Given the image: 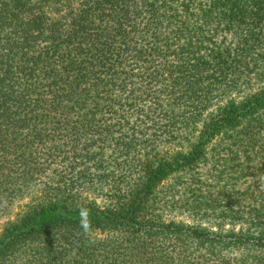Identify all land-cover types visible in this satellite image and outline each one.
Listing matches in <instances>:
<instances>
[{
  "label": "trees",
  "instance_id": "16d2710c",
  "mask_svg": "<svg viewBox=\"0 0 264 264\" xmlns=\"http://www.w3.org/2000/svg\"><path fill=\"white\" fill-rule=\"evenodd\" d=\"M162 119L186 149L155 140ZM263 127L264 0H0V221L45 190L0 228V264H264V180L235 183Z\"/></svg>",
  "mask_w": 264,
  "mask_h": 264
},
{
  "label": "rangeland",
  "instance_id": "374dc122",
  "mask_svg": "<svg viewBox=\"0 0 264 264\" xmlns=\"http://www.w3.org/2000/svg\"><path fill=\"white\" fill-rule=\"evenodd\" d=\"M222 92H223V90H222L221 86L218 87L217 89H215L216 97H213V98L210 97L209 100L207 101L211 105H209V103H208L207 107L205 108L206 110L204 111L203 117L207 116L210 112L217 109L218 106H222L223 104H225L226 100H228L229 97L230 98L235 97V93H233L229 96H223ZM202 103H205V101H203ZM165 109H167V108H165ZM174 111L176 114H178V113L182 114L179 110H178L179 111L178 112L176 108L174 109ZM260 118L263 120L262 113H261ZM174 126H175V128H181V130H183L184 132H190V129H187V128L183 129L185 127L183 124L175 123ZM168 131H169L168 119H162L159 122L158 127L155 128V140L161 143V145L165 148L166 152L171 153L175 150H184L187 148V146H188L187 142L185 140H181V139L171 141V142H169L168 145L164 146L165 139L169 137ZM177 131H178V129L175 130V132H174L175 136L178 135ZM245 136H247V135L242 134V137L244 138L243 142L247 145H255V149H257V154L252 155V161L258 160L259 163L256 165V167L258 169L253 171L251 176L244 177V176H241L238 174L236 175V177H238V179L235 181L236 190H238L239 192L245 191L244 188L246 187L248 181L251 183L253 181L264 180V147L256 145L255 141H252L250 138L248 140H246ZM258 137H261L262 139H264V127L260 130ZM226 143H230V142H226ZM238 143L239 142H235L234 147L236 145H238ZM211 145H215L214 140L212 141ZM234 150L236 151L237 156H235L231 152L230 153L237 158V161H235V164L237 162V164L239 166L238 167V170H239L240 168L244 167L245 162H247V160H246L247 155H244V156L242 155L243 147L234 148L233 152H234ZM223 153L225 154V151ZM90 179H92L91 175L85 177L84 181H82V183H81V186L83 188L82 199L86 200L89 203L95 204L99 207L107 206V204L110 202V199L104 194V192L102 190L95 188L94 185H91L92 181ZM188 180L189 179H185V183L183 186L184 188H182V186H180V184L177 186L176 192H174V195H173L174 200L176 198H178V200H180V199L182 200V197L185 194L184 189H185V186L188 184ZM225 181L226 180H224L223 182H225ZM177 182H179V179H175L173 177H170V178L164 180V182L162 183V185L158 189V193H159L158 198L161 197L166 202H169L171 200L170 203H172V205H173V201L170 197V191L169 190L166 191V187L168 185L171 186V185H173V183H177ZM232 182H233L232 180H230L228 182V185L230 188H231ZM202 186H205V184H203ZM218 188L219 187H215L214 191H211V197L212 198H215L217 196ZM32 190L33 191L31 193L25 194L22 198H18V199L13 201L7 216L2 218L0 221V228L2 227L3 224H6V222L8 220H12L17 214H20L21 210L23 209V206L27 204L29 199H31L33 197L45 196V190H44L43 184H40L38 187L32 188ZM162 193H164V194H162ZM187 197H188L187 203L192 202V200H191L192 196L190 194H188ZM247 203L248 204L251 203L252 205H254V207L257 206L255 204V202L249 198L247 200ZM204 211L205 210H201L199 212V214L203 213ZM164 217L168 218V219H174L177 221H181V222H184L187 224H190L191 222H198L201 220V218H199V217L189 216V214L182 212V209L180 207H174V206L173 207L171 206V212L165 211ZM206 222H208L209 224L215 223V221H211V220L202 221L203 225L208 224ZM230 226H231L230 222L224 223V228H226V230ZM238 226H239L238 224H235V227H238ZM212 228L215 229L216 226L214 225V226H212Z\"/></svg>",
  "mask_w": 264,
  "mask_h": 264
}]
</instances>
